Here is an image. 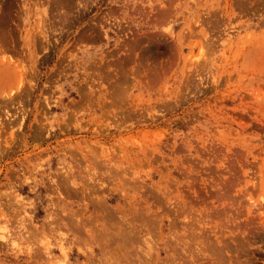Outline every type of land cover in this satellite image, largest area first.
Returning <instances> with one entry per match:
<instances>
[{"label": "rangeland", "instance_id": "1", "mask_svg": "<svg viewBox=\"0 0 264 264\" xmlns=\"http://www.w3.org/2000/svg\"><path fill=\"white\" fill-rule=\"evenodd\" d=\"M0 264H264V0H0Z\"/></svg>", "mask_w": 264, "mask_h": 264}]
</instances>
